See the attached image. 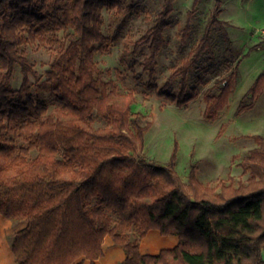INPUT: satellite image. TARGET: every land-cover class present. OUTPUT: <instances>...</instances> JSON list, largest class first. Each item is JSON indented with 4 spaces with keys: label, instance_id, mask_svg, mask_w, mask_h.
Instances as JSON below:
<instances>
[{
    "label": "trees",
    "instance_id": "trees-1",
    "mask_svg": "<svg viewBox=\"0 0 264 264\" xmlns=\"http://www.w3.org/2000/svg\"><path fill=\"white\" fill-rule=\"evenodd\" d=\"M176 0H164L145 33L133 41V53L148 47L143 70L152 77L167 44L166 29ZM0 0V214L26 223L12 236L19 264H97L111 236L125 249L121 264H264V137L243 161L246 182L204 184L195 166L183 180L173 148L166 164L144 153L145 115L133 109L136 96L105 81L96 55L108 51L104 10L130 13L137 0ZM198 0H195L197 3ZM222 0L214 8L189 55L174 65L163 86L146 87L178 106L195 99L199 85L191 77L214 50V29ZM231 59L204 95L205 118L215 120L229 104L239 64L226 27H220ZM190 32L183 28V40ZM56 47L46 87L54 99L33 92L34 64L24 46ZM17 67L20 87L12 81ZM174 81L180 87L174 90ZM198 81H202L199 79ZM264 91V70L239 109L252 108ZM248 100V101H247ZM106 121L97 127L95 114ZM176 234L179 243L158 254L141 251L150 229Z\"/></svg>",
    "mask_w": 264,
    "mask_h": 264
},
{
    "label": "rangeland",
    "instance_id": "rangeland-1",
    "mask_svg": "<svg viewBox=\"0 0 264 264\" xmlns=\"http://www.w3.org/2000/svg\"><path fill=\"white\" fill-rule=\"evenodd\" d=\"M131 3V0H125L126 7ZM163 3L164 0H137V7L130 13L104 10V32L110 37L111 45L108 51L96 55L101 76L105 81L115 82L122 92H133L136 96L133 109L145 115L143 125L147 121L152 122V127L146 132L144 148L145 155L152 162L166 164L175 147L176 169L186 182L193 166L204 184L214 186L218 180L229 181V175L234 176L237 183L246 182L249 173L245 171L243 161L258 144L254 136L260 134L264 137V91L252 108L242 110L239 106L264 70V40L260 35L264 28V0H222L219 18L224 24L214 29V50L203 62V68L191 77V85H199L198 96L184 106L159 97L146 87V82L151 79L160 86L166 83L174 65L189 55L203 35L214 0H198L197 3L195 0L175 1L169 18L171 25L165 31L167 44L158 57L156 73L151 77L143 70L142 64L149 53L148 47L133 53V41L153 25ZM188 23L190 32L183 40V28ZM223 26L231 39L235 57L232 66L239 64V72L229 104L215 120H210L205 118L204 95L217 78L227 73L223 67L226 60L231 59L220 28ZM24 50L36 70V74L31 75L33 92L47 99L52 110L55 103L45 80L56 47L30 42ZM22 81L23 74L17 67L12 86L18 88ZM173 86L178 90L180 84L174 81ZM95 119L97 127L106 125L104 118L97 113ZM12 227H21L20 221L0 214V238ZM7 250L15 261L12 242H9Z\"/></svg>",
    "mask_w": 264,
    "mask_h": 264
},
{
    "label": "crops",
    "instance_id": "crops-1",
    "mask_svg": "<svg viewBox=\"0 0 264 264\" xmlns=\"http://www.w3.org/2000/svg\"><path fill=\"white\" fill-rule=\"evenodd\" d=\"M21 227L10 228L5 235L0 238V264H17L12 256L7 252L9 242H12L14 233L24 227L26 223H21ZM6 227H8L6 225ZM9 228V227H8ZM148 239V240H147ZM11 240V241H10ZM147 240V242H146ZM162 243H166L165 245ZM168 243V244H167ZM179 243V236L176 234H163L159 229H150L142 238L140 247L143 253L158 254L162 249L173 248ZM15 258V256H14ZM126 258L125 249L116 245L111 236H106L104 241V255L96 260L97 264H121ZM85 264H90L89 259H85Z\"/></svg>",
    "mask_w": 264,
    "mask_h": 264
},
{
    "label": "built area",
    "instance_id": "built-area-1",
    "mask_svg": "<svg viewBox=\"0 0 264 264\" xmlns=\"http://www.w3.org/2000/svg\"><path fill=\"white\" fill-rule=\"evenodd\" d=\"M260 35L262 36L263 40H264V28L260 30Z\"/></svg>",
    "mask_w": 264,
    "mask_h": 264
},
{
    "label": "bare ground",
    "instance_id": "bare-ground-1",
    "mask_svg": "<svg viewBox=\"0 0 264 264\" xmlns=\"http://www.w3.org/2000/svg\"><path fill=\"white\" fill-rule=\"evenodd\" d=\"M147 240H148V239H147ZM147 240H146V242H147ZM162 244H164V245H165L166 243H162ZM167 244H168V243H167Z\"/></svg>",
    "mask_w": 264,
    "mask_h": 264
}]
</instances>
